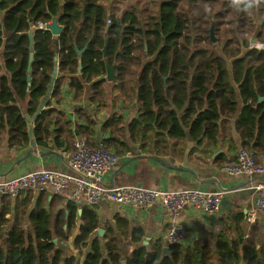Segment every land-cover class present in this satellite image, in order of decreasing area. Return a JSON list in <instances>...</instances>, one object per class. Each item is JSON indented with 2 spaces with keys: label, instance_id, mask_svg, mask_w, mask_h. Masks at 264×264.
Instances as JSON below:
<instances>
[{
  "label": "trees",
  "instance_id": "obj_1",
  "mask_svg": "<svg viewBox=\"0 0 264 264\" xmlns=\"http://www.w3.org/2000/svg\"><path fill=\"white\" fill-rule=\"evenodd\" d=\"M63 1L64 6L59 0H0V134L9 148L29 146L26 114L36 118L33 135L38 145L47 144L53 122L65 128L67 136L74 135L64 113L51 103L39 112L49 94L55 57L59 70L51 99L57 104L66 84L75 100L89 85L91 101L104 108L108 82L102 77L106 63L114 68L112 85L120 89L119 103L138 102L139 114L128 131L131 141L145 150L153 146L163 152L170 140L187 137L199 145H216L223 117L231 119L238 110L233 83L243 102L236 123L242 148L257 153L264 147V50L254 48L264 44V0ZM54 18L63 33L34 30L31 51L32 24H49ZM77 50H84L81 57ZM227 60H233L232 74ZM85 119L78 136L95 147L96 116ZM123 120L113 114L103 129L114 132L102 143L117 156L129 150L119 127ZM55 141L64 142L60 136ZM44 193L34 206L30 193L14 200L0 196V264H264V240L257 247L243 235L222 232L189 244L143 245V230H131L121 216L113 225L102 224L93 208L72 202L55 212V206L44 205ZM99 229L105 231L102 236ZM75 231L71 247L68 241Z\"/></svg>",
  "mask_w": 264,
  "mask_h": 264
},
{
  "label": "crops",
  "instance_id": "obj_2",
  "mask_svg": "<svg viewBox=\"0 0 264 264\" xmlns=\"http://www.w3.org/2000/svg\"><path fill=\"white\" fill-rule=\"evenodd\" d=\"M111 3L109 1L108 5ZM119 7L121 8V5ZM232 64L233 60H227L230 74H232ZM233 87L239 97L238 110L235 117L231 119L223 117L222 129L216 145L208 141L199 145L187 137L179 141L170 140L166 149L158 152L152 149L153 146L145 150L140 144L131 141L128 127L139 114L138 102L134 101L131 105L119 103L120 89L113 88L112 82L105 85L108 101L104 108L98 107V104L91 101L93 92L89 90V85L86 86L80 99L75 100L74 93L66 84L62 89L61 102L57 104L50 95V98L42 100L39 112L51 103V108L54 107L64 113L70 124L68 128L74 135L67 136L66 129L61 130V127L53 122L50 125L51 136L47 138L45 146L38 145L33 135L35 146H31L30 141L25 149H13L8 147L5 137L0 134V179H11L39 170L66 171L67 155L73 150V139L79 137L81 127L87 125L85 118L96 116L95 133L96 145H98L104 142V138L114 135L111 129L106 132H103V129L111 116L118 114L124 119L119 127L123 128L122 137L125 138L129 150L119 156L121 160L119 168L105 176L104 183L107 186L135 184L157 190L221 189L225 192V198L219 214L212 216L191 209L181 214L179 223L186 228L188 233L184 243L189 244L194 239H214L224 232L232 236L243 235L246 241L259 247L264 240V217L255 212L253 187L257 182L264 181V175L250 179L230 175L224 170L225 167L236 163L238 151L243 147L242 137L236 128L243 102L238 86L233 83ZM21 107L24 109L26 105L23 104ZM25 117L33 134L36 118H31L27 114ZM57 136L64 140L62 144H56ZM147 149H151V152ZM257 161L264 167V147L257 151ZM72 191L73 186H69L61 196L53 195L49 189L32 193V205L34 206L41 193L45 192L42 200L44 205L47 208L55 206L54 211L58 212L65 209L67 203L70 202ZM93 209L97 212L102 224L113 225L116 222V216H121L129 222L131 230L141 228L145 234L143 242L148 240L147 245L156 241L166 243L168 241L169 218L159 205L149 210H138L131 206L104 202ZM252 215H255L256 221L249 223L247 219ZM77 232L75 231L76 234ZM117 235L119 236V233ZM120 241L122 244L121 237ZM130 249L133 248L130 247Z\"/></svg>",
  "mask_w": 264,
  "mask_h": 264
},
{
  "label": "built area",
  "instance_id": "obj_3",
  "mask_svg": "<svg viewBox=\"0 0 264 264\" xmlns=\"http://www.w3.org/2000/svg\"><path fill=\"white\" fill-rule=\"evenodd\" d=\"M42 22L32 24V28L45 29ZM254 48L264 50V44L257 43ZM120 157L100 143L95 147L88 145L86 139L75 138L73 150L67 155V170H39L18 177L1 180L0 196L12 200L22 194L35 193L49 189L53 195L61 196L69 186H73L70 202L79 206L94 208L104 202L120 206H131L138 210H149L161 206L168 218L167 239L170 243L186 240V228L179 223L181 214L191 209L208 215L219 214L223 207L225 192L187 188L180 190H157L142 185L107 186L104 178L115 172L120 165ZM233 176L250 179L262 177L264 167L257 161V153L252 149H240L235 164L224 168ZM255 192V212L264 217V181L253 187ZM249 223L256 221L255 215L248 217Z\"/></svg>",
  "mask_w": 264,
  "mask_h": 264
},
{
  "label": "water",
  "instance_id": "obj_4",
  "mask_svg": "<svg viewBox=\"0 0 264 264\" xmlns=\"http://www.w3.org/2000/svg\"><path fill=\"white\" fill-rule=\"evenodd\" d=\"M59 4L60 6H64L65 3L63 0H59ZM109 14H110V10H109ZM47 30L50 31L54 36H60L64 29L59 25L58 23V19L57 18H54L53 21L51 23H49L47 25ZM33 32H34V29L31 31V33L29 34V38H30V50L33 51ZM211 38L213 40V42H215V38H214V35H213V27L211 29ZM257 40L256 39H252V43H256ZM108 43H109V40L108 38L105 39V47L103 49V55L104 57L107 56V50H108ZM83 51H79L77 50V53L78 55L81 57L82 54H83ZM55 68H54V71H53V74H52V83L50 85V90H49V94L47 95L46 99L50 98V95H51V91H52V87H53V84H54V81L55 79L57 78V74H58V70H59V65H58V57H55ZM33 62V55L31 54L30 56V65H29V68H28V72L31 71V64ZM81 68H82V65H81V61H80V64H79V73H81ZM106 68H107V74L105 77H102V79H105L107 80L108 82H113L114 79H115V70L112 66H110L109 63H106ZM30 80V78H29ZM262 98H260V101ZM30 138H31V146H35V142H34V139H33V134H32V131L30 129ZM79 213H81V210L79 211ZM104 230L103 229H100L99 230V234L102 236L104 234ZM58 242V239H54V243L57 244ZM144 245H147L148 244V240H145L143 242ZM164 253L165 254H168L169 253V249L168 248H164Z\"/></svg>",
  "mask_w": 264,
  "mask_h": 264
},
{
  "label": "rangeland",
  "instance_id": "obj_5",
  "mask_svg": "<svg viewBox=\"0 0 264 264\" xmlns=\"http://www.w3.org/2000/svg\"><path fill=\"white\" fill-rule=\"evenodd\" d=\"M133 1H135V0H133ZM258 19H255V22L257 21ZM213 35H214V38H215V41L217 40V37L215 36V34H214V30H213ZM213 41V40H212ZM257 44V43H256ZM259 44V43H258ZM216 50H217V52L219 53V54H221V49H220V47L219 46H217V48H216ZM30 194H32V193H30ZM26 195V194H25ZM74 236H76V233L75 234H73V236L69 239V241H68V244L71 246V247H73L74 245H73V241H74ZM73 250H76V249H74V248H72Z\"/></svg>",
  "mask_w": 264,
  "mask_h": 264
}]
</instances>
